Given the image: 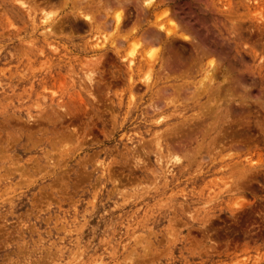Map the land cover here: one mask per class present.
<instances>
[{
	"label": "rangeland",
	"instance_id": "374dc122",
	"mask_svg": "<svg viewBox=\"0 0 264 264\" xmlns=\"http://www.w3.org/2000/svg\"><path fill=\"white\" fill-rule=\"evenodd\" d=\"M21 1L0 0V264H264V0H146L194 33L185 76L151 75L149 90L147 69H126L141 45L120 35L132 24L113 31L116 8L97 31L74 19L50 32L96 5ZM173 123L181 149L158 166Z\"/></svg>",
	"mask_w": 264,
	"mask_h": 264
},
{
	"label": "bare ground",
	"instance_id": "6f19581e",
	"mask_svg": "<svg viewBox=\"0 0 264 264\" xmlns=\"http://www.w3.org/2000/svg\"><path fill=\"white\" fill-rule=\"evenodd\" d=\"M36 1V0H35ZM76 1H78V0H76ZM76 1H74V2H76ZM82 1H84V3H86V4H88V3H90L91 2V4H95L96 5V7L97 8H93L98 14H100L101 12H103L104 14L103 15H100V17L99 16H96L97 15V13H95V14H92L91 12V14L92 15H90L89 13H88V11H87V13L86 12H83V11H78V10H76V11H72V12H70V13H68V14H66L65 12V16H64V18H63V20H61V22L60 21H58V23H56L55 25H53V26H51L50 24L48 25V26H46L47 27V29H48V31H50V32H53V30H56V29H58L59 31L61 30H63V29H65L64 27L66 26L65 24V22H66V20H67V23H69V24H71V22H68V21H73L72 23H74V19H80L81 20V22H82V26H83V28L85 27V28H87L89 31H93V30H98L99 28H101V27H103V26H106V24H109V22L108 21H105V22H103L102 21V19L103 18H105V17H107L108 15V8L107 9H105V7H108L109 6V8L110 7H113V8H116V11H115V17H114V19H113V21H110V25H112V29H113V31H115L116 33H121L122 32V30H123V28L124 27H126V26H128V24H132V26H131V29L126 33V32H123V33H121L120 35L122 36V38H125V36H126V34H128L129 33V37H131V36H135L136 37V39L138 40V42H139V44L141 45V54H140V57H138L136 60H131V62L128 60V64H126V69L128 70V72L129 73H131L132 74V72L135 70V69H137V70H139V68H145V69H147V76H143V78L144 79H146V80H143V81H145L146 83H145V86H146V88L149 90V88L151 87H153V86H158L160 83H163V80L165 79V76H166V78H176V76H175V74H177V72L180 70H182V69H179V67H181L180 65H187L188 66V64H187V62L185 63V53H184V55H183V53L181 52V46H182V44L183 43H188V42H192V41H190V40H192V39H190L191 37H193V36H191V37H189V34L191 33L190 32V27H188V25L186 26V24H184V22H183V25L182 24H178L177 22H176V16L175 15H173V14H171V13H168V14H166V12H168V10L169 9H164V12H163V14L165 13V18L166 19H160L161 17H164V15H159V16H161V17H157L158 15L155 13V9H157L158 7H159V5L158 4H152L151 5V3L150 2H148V3H145V1L146 0H103V2H102V0H82ZM81 1V2H82ZM153 1V0H152ZM16 2H18V4H19V7L21 6L22 8H24L25 9V7H27L26 6V3H25V1H21V0H16ZM15 2V3H16ZM28 2V1H27ZM43 2V1H42ZM79 2H77V4H78ZM153 3H156V2H153ZM70 4V3H69ZM76 3L74 4V6L75 5H77ZM79 4H83V3H79ZM79 4H78V6H79ZM164 4V3H163ZM36 5H37V3L35 4V7H36ZM83 5H85V4H83ZM73 6V5H72ZM77 6V7H78ZM86 7H88L87 5H85ZM85 6H84V8H85ZM91 6V5H90ZM93 6V5H92ZM131 6H133V8H134V11L136 12V18H135V20H133V21H130V19H129V17H126L128 14H129V7H131ZM167 7V6H166ZM74 8V7H73ZM165 8V7H164ZM169 8V7H168ZM30 9H32V11H33V13H34V11H35V9H33V8H30V7H28V8H26V12L30 15V12H31V10ZM101 9H103V11H100ZM72 10V9H71ZM112 9H110V11H111ZM127 10H128V14H127ZM133 10V9H132ZM163 10V9H162ZM42 11V10H41ZM91 11V10H90ZM94 11V12H95ZM68 12V11H67ZM170 12V11H169ZM26 13V14H27ZM28 14H27V17H28ZM119 14V21H117V15ZM33 15V17H34V14H32ZM189 15V14H188ZM50 16V15H49ZM33 17H32V21H33ZM46 17H47V15H46ZM175 17V18H174ZM99 18V19H98ZM100 18H102V19H100ZM49 19H50V17L47 19L48 21H49ZM160 19V20H159ZM174 19H175V21H174ZM187 19V18H186ZM109 20V19H108ZM184 20V19H183ZM187 22V21H186ZM34 24V23H33ZM37 24V23H36ZM52 24H53V22H52ZM69 24H67L68 26V28L67 29H69V28H71V26L72 25H69ZM73 25H75V24H73ZM77 26V25H76ZM79 26V25H78ZM82 28V27H81ZM189 28V29H188ZM45 29V28H44ZM192 29V28H191ZM202 29V28H201ZM70 30V29H69ZM73 30V29H72ZM71 30V31H72ZM88 31V32H89ZM190 32L189 34H188V36H187V34H185V33H187V32ZM192 31V30H191ZM44 32V31H43ZM63 32V31H62ZM54 34V33H53ZM191 34H193L194 35V33L192 32ZM190 34V35H191ZM212 34V33H211ZM44 35V34H43ZM48 34H46V36H47ZM94 35V34H93ZM49 36V35H48ZM129 37H127V38H129ZM113 38V37H112ZM115 39V38H114ZM116 39H120V37L118 38H116ZM115 39V42H117V40ZM190 39V40H189ZM198 39V38H197ZM204 39H205V37H204ZM128 40V39H127ZM126 40V41H127ZM113 41V40H112ZM132 42H134V41H132ZM206 42V41H205ZM193 43V42H192ZM195 43V42H194ZM112 44V43H111ZM118 44H119V42H118ZM117 44V45H118ZM199 44V43H198ZM207 44V43H206ZM206 44H199V45H197V43H196V46H194V48H193V52H194V58L192 59L193 60V63H196V64H198L199 65V63H202V60L204 59L203 57L206 55V54H208L209 53V50H208V48L205 46ZM112 45H114V44H112ZM129 45V44H128ZM185 45V44H184ZM208 45V44H207ZM95 46H96V44H95ZM134 47V46H133ZM155 47H157V50H155L156 48ZM209 47V46H208ZM224 47V46H223ZM133 49V48H132ZM111 50H113L114 52H116V48H115V46H113V48L111 49ZM183 50V49H182ZM186 50V49H185ZM217 50V49H216ZM224 51V50H223ZM131 52V51H130ZM135 52V51H134ZM139 52V51H138ZM118 53V52H117ZM217 53V52H216ZM132 55V54H131ZM217 55V54H216ZM187 56H189V55H187ZM192 57V56H191ZM223 59V58H222ZM135 61H137V62H135ZM135 62V63H134ZM190 63H192L191 61L189 62V64ZM212 63H214L212 60H210V61H208V67H210V65L212 64ZM215 64V63H214ZM214 64H212L211 65V68L210 69H208V70H205L204 72H206V73H204V75L205 76H203L202 77V79L203 80H201L200 81V87L199 88H197L194 92V95H192L193 97H195L196 96V93L197 92H199L198 90L199 89H201L202 91H200L202 94L200 95V96H198L199 98H198V100L202 97V95H204L205 93H206V90H208L209 89V85L207 86V85H205V87H203V83H210V82H212V80L214 79L213 78V71L216 69L215 68V66L216 65H214ZM184 65V66H185ZM217 67V66H216ZM185 68V67H184ZM225 69V68H224ZM126 70V71H127ZM136 70V71H137ZM210 70H211V72H210ZM146 71V70H145ZM180 71L178 72V73H180ZM186 71L187 70H182V73L181 74H179L177 77H179V76H182V75H184L185 73H186ZM193 71V70H192ZM145 73V72H144ZM192 73V72H191ZM225 73V72H224ZM128 74V73H127ZM155 74H158V75H160V76H158V78H161L160 79V83L158 84V82H155L153 79V81H151V84L148 82V81H150V77H151V75H155ZM223 74V73H222ZM87 76V75H86ZM86 76H84V77H86ZM89 76V75H88ZM128 76V75H127ZM130 76V75H129ZM128 76V77H129ZM185 76V75H184ZM119 77V76H118ZM146 77V78H145ZM224 79V78H223ZM129 80V79H128ZM159 80V79H158ZM200 80V79H199ZM209 80V81H208ZM225 80H226V78H225ZM89 81V80H88ZM169 82V81H168ZM183 82V81H182ZM134 83V82H133ZM229 83V82H228ZM187 84V81H184V83H181V84H179L178 83V85H176V84H174V83H172V82H170V85H168L167 87H169V88H171L173 91H178L179 92V90H181L180 88L182 87V86H184V85H186ZM198 84V85H199ZM132 85V84H131ZM218 85V84H217ZM198 87V86H197ZM245 87V86H244ZM154 88V87H153ZM156 88H158L159 89V86L158 87H156ZM192 88V87H191ZM194 88V87H193ZM221 88V87H220ZM152 90V89H151ZM162 90V89H161ZM161 90H159V91H161ZM183 90H185V89H183ZM182 90V91H183ZM187 90V89H186ZM212 90V89H211ZM223 90V89H222ZM159 91H158V93H159ZM214 91H215V89H214ZM219 91V90H218ZM225 91V90H224ZM193 92V91H192ZM211 92H213V90L211 91ZM215 92H217V91H215ZM214 92V93H215ZM90 93V92H89ZM162 93V92H161ZM179 93H181V92H179ZM183 93V92H182ZM214 93H212V94H214ZM218 93V92H217ZM228 93V92H227ZM199 94V93H198ZM211 94V93H210ZM221 94V93H220ZM215 95V94H214ZM217 95V94H216ZM166 96V95H165ZM170 97V96H169ZM168 96H166L165 98L168 100V101H170V99L171 98H169ZM191 97V96H190ZM190 97H189V99L188 100H190ZM193 97H191V100H192V98ZM210 97H211V95H210ZM215 97V96H214ZM186 98V97H185ZM211 98H213V97H211ZM216 98V97H215ZM214 98V100H216V99H218V98H216L215 99ZM220 98V97H219ZM225 98V97H224ZM230 98V97H229ZM183 100V99H182ZM196 100V99H195ZM208 100V99H207ZM226 100H229L228 98H225V101ZM165 101V100H164ZM172 101H173V98H172ZM215 102V101H214ZM217 102V101H216ZM228 101H226V102H224V103H227ZM172 103V102H171ZM168 104V103H167ZM229 105V104H228ZM218 106H220V105H218ZM218 106H216V107H218ZM263 106V105H262ZM156 108V107H155ZM67 110V109H66ZM65 111V110H64ZM211 113H212V111H211ZM215 113V112H214ZM62 114V113H61ZM216 114H218V113H216ZM216 114H215V118L217 117L216 116ZM60 115V114H59ZM158 115H161V113L160 114H158ZM227 115V114H226ZM159 117H161V116H159ZM158 117V118H159ZM223 117H224V115H223ZM158 118H157V121L159 122L160 120H158ZM218 118H219V116H218ZM218 118H216V119H218ZM221 118V117H220ZM226 118V117H225ZM238 118V117H237ZM186 118H184V120H185ZM215 119V120H216ZM40 121H41V119H40ZM181 121V120H180ZM218 121V120H217ZM222 121V120H221ZM49 122V121H48ZM63 122V121H62ZM155 122V121H154ZM216 122V121H215ZM57 123V122H56ZM171 123V122H170ZM200 123V122H199ZM158 124V123H157ZM159 125V124H158ZM180 125H181V123H180ZM180 125H178V126H180ZM216 125V124H215ZM215 125L213 126L214 128H210V129H208V131H206L205 129H204V131H205V133L206 132H210V131H212V130H215ZM177 126V125H176ZM31 127V126H30ZM167 128H168V126H166ZM172 127H174V123H173V125H171V127L170 128H165L166 130H167V134H165L166 132V130L165 131H163L164 133H162L163 135L161 136L160 134V137H159V135L158 134H156V137L155 138H157V135H158V137H159V140H162V142H163V140H164V144H162V143H160V141L158 142V144H159V150H157V151H159L158 153H160L159 154V157H158V159L156 160V162H157V164L156 165H161V164H163V162H168V161H171V158H170V155H173L174 153H175V151H174V148H177V149H179V151H180V149H181V147H180V144L178 143V145L176 146V147H174V143L172 142H170V144H169V141H168V139L171 137V136H173L174 135V128H173V130L171 129ZM176 129H177V127H176ZM188 129V128H187ZM68 130V129H67ZM70 130V129H69ZM164 130V129H163ZM180 130V129H179ZM177 130H175V132H176ZM181 131V130H180ZM189 131V130H188ZM187 131V132H188ZM222 131V130H221ZM158 132H160V131H158ZM162 132V131H161ZM177 134H178V132H176ZM190 133V132H189ZM68 134H70V133H68ZM165 134V135H164ZM173 134V135H172ZM188 134V133H187ZM202 134V133H201ZM220 134V133H219ZM223 134V133H222ZM76 135V134H75ZM79 135V134H78ZM203 135H205V134H203ZM207 135V134H206ZM72 136V135H71ZM165 136H170L169 138L168 137H164ZM183 136V135H182ZM187 136H189V135H187ZM237 136V135H236ZM179 137V136H178ZM190 137V136H189ZM220 137V136H219ZM164 138V139H163ZM41 139V138H40ZM158 139V138H157ZM219 139H222V138H219ZM219 139H218V141H219ZM154 141H156L155 139H153ZM175 140V139H174ZM217 140V139H216ZM228 140V139H227ZM205 142V141H204ZM210 145L211 144H213V140L211 141L210 140ZM242 142V141H241ZM198 143V142H197ZM35 144V143H34ZM154 144H156V142H154ZM157 144V145H158ZM215 144V143H214ZM213 144V145H214ZM156 145V146H157ZM173 145V146H172ZM186 145V144H185ZM184 145V146H185ZM23 146V145H22ZM32 146V145H31ZM34 146V145H33ZM32 146V147H33ZM155 146V147H156ZM182 149L184 150V148H183V146H182ZM3 150V149H2ZM156 151V152H157ZM186 151V153L188 152L189 153V151H188V149L187 150H185ZM201 151V146H199L198 148H197V150H196V152L198 153V152H200ZM193 152V151H192ZM195 152V151H194ZM232 152V151H231ZM157 153V154H158ZM185 153V152H184ZM188 153H187V155H188ZM192 154H196V153H192ZM183 155V154H182ZM185 155V154H184ZM190 155H191V153H190ZM227 155V154H226ZM173 156H175V154L173 155ZM192 156H194V155H192ZM207 156V155H206ZM223 156V155H222ZM172 157V156H171ZM180 157V156H179ZM228 157V156H227ZM230 157V156H229ZM45 158V157H44ZM175 158H178L177 157V155H176V157ZM175 158L174 157H172V159L173 160H175ZM221 158V157H220ZM223 158V157H222ZM218 159V158H217ZM172 160V161H173ZM221 160V159H220ZM176 161V160H175ZM178 161H180V158H179V160ZM177 161V162H178ZM201 162V161H200ZM36 163V162H35ZM28 164V163H27ZM167 165V164H166ZM20 167V166H19ZM44 168V167H43ZM223 168V167H222ZM13 169V168H12ZM37 170V169H36ZM168 170V169H167ZM10 171V170H9ZM24 172H25V170H24ZM40 172H41V170H40ZM159 172V171H158ZM167 172V171H166ZM37 173V172H36ZM24 174V173H23ZM25 175V174H24ZM23 177V176H22ZM228 177H229V175H228ZM222 178V177H221ZM20 179V178H19ZM247 179V178H246ZM222 180V179H221ZM220 180V181H221ZM225 181V180H224ZM245 181V180H244ZM226 183V182H225ZM225 186V185H224ZM223 186V187H224ZM7 188V187H6ZM222 190V189H221ZM252 209V208H251ZM253 212V211H252ZM259 216V215H258ZM260 218V217H259ZM256 222V221H255ZM261 228V227H260Z\"/></svg>",
	"mask_w": 264,
	"mask_h": 264
},
{
	"label": "snow or ice",
	"instance_id": "6c2138e0",
	"mask_svg": "<svg viewBox=\"0 0 264 264\" xmlns=\"http://www.w3.org/2000/svg\"><path fill=\"white\" fill-rule=\"evenodd\" d=\"M119 18H120V17H119V14H118V15H117V21H119Z\"/></svg>",
	"mask_w": 264,
	"mask_h": 264
}]
</instances>
